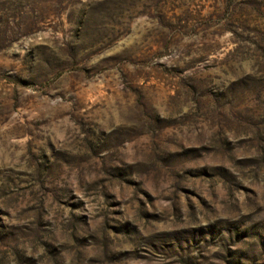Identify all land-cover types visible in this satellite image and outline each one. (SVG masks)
<instances>
[{
    "label": "rangeland",
    "instance_id": "1",
    "mask_svg": "<svg viewBox=\"0 0 264 264\" xmlns=\"http://www.w3.org/2000/svg\"><path fill=\"white\" fill-rule=\"evenodd\" d=\"M0 264H264V0H0Z\"/></svg>",
    "mask_w": 264,
    "mask_h": 264
}]
</instances>
